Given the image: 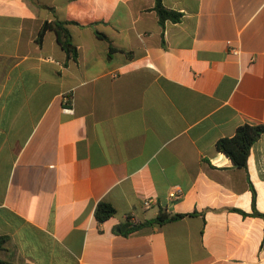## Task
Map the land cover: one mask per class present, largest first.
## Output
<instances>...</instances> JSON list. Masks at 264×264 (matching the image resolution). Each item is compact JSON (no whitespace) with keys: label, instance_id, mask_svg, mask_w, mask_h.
Listing matches in <instances>:
<instances>
[{"label":"crops","instance_id":"0c3cea01","mask_svg":"<svg viewBox=\"0 0 264 264\" xmlns=\"http://www.w3.org/2000/svg\"><path fill=\"white\" fill-rule=\"evenodd\" d=\"M162 3L179 22L155 0H0V259L264 264V133L245 168L216 149L264 125V0ZM54 21L75 59L37 41ZM159 210L185 216L121 233Z\"/></svg>","mask_w":264,"mask_h":264},{"label":"trees","instance_id":"16d2710c","mask_svg":"<svg viewBox=\"0 0 264 264\" xmlns=\"http://www.w3.org/2000/svg\"><path fill=\"white\" fill-rule=\"evenodd\" d=\"M154 11L157 14L158 20L161 23L165 21L179 22L181 19V14L169 10L164 7L162 0H155ZM64 22L54 21L45 22L38 33L37 41L40 42L43 34L47 30H53L56 34V39L61 48L67 53V55L73 59L76 58L77 52L75 47L71 43V36L68 30L64 26ZM264 133V125H253V124H243L240 125L233 136L228 138H222L217 141L216 149L217 151L223 153L236 168H245L247 165V159L249 156L250 149L252 145L259 139V137ZM115 213V209L112 205L106 202H99L95 208L94 216L98 222H103ZM244 214V213H243ZM259 215L258 213H255ZM183 214H170L165 210H159L157 216L154 219L145 221L139 224H130L126 222L120 225L119 228L121 233L127 235L132 231L141 229L147 226L158 225L161 226L165 223L177 221L183 218ZM7 243V237L0 236V250L4 248ZM0 264H18L10 261H5L0 259Z\"/></svg>","mask_w":264,"mask_h":264},{"label":"built area","instance_id":"2783aa9c","mask_svg":"<svg viewBox=\"0 0 264 264\" xmlns=\"http://www.w3.org/2000/svg\"><path fill=\"white\" fill-rule=\"evenodd\" d=\"M230 52L234 55L238 54V50L235 48H231ZM182 195V191L180 188H175L173 190H171L168 194V199L169 200H177L181 197ZM155 203V200L153 198H146L142 201V207L144 209H148L152 206V204Z\"/></svg>","mask_w":264,"mask_h":264}]
</instances>
